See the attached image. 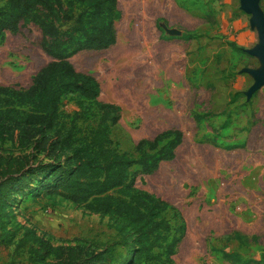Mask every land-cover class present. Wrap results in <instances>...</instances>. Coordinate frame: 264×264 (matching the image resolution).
Returning <instances> with one entry per match:
<instances>
[{
	"label": "rangeland",
	"instance_id": "rangeland-1",
	"mask_svg": "<svg viewBox=\"0 0 264 264\" xmlns=\"http://www.w3.org/2000/svg\"><path fill=\"white\" fill-rule=\"evenodd\" d=\"M256 1L264 15V0ZM117 8L116 43L69 60L99 83V101L121 108L111 131L120 150L138 157L134 148L140 139L170 129L183 133L174 159L134 178L136 187L174 205L184 220L172 258L177 264L258 261L264 254V85L251 91L254 78L248 71L264 64L242 50L259 44L250 15L240 0H117ZM238 35L245 38L241 53L228 45H237ZM41 39L32 23L4 34L0 85L31 84L51 61ZM62 109L71 113L75 105ZM197 115L205 117L196 122ZM26 153L7 143L0 158ZM14 190L0 220V264L58 263L26 240L27 230L53 246L74 243V238L106 242L114 236L108 215L91 214L59 198L34 201L18 186ZM163 216L173 229L169 242L179 236L174 228L180 223L170 211Z\"/></svg>",
	"mask_w": 264,
	"mask_h": 264
},
{
	"label": "trees",
	"instance_id": "trees-1",
	"mask_svg": "<svg viewBox=\"0 0 264 264\" xmlns=\"http://www.w3.org/2000/svg\"><path fill=\"white\" fill-rule=\"evenodd\" d=\"M0 1V42L6 32L16 33L21 24L32 23L51 58L27 88L0 85V149L9 143L27 151L18 159L0 158V220L18 186L25 198H59L113 220L115 233L106 242L74 238V243L53 246L27 230L26 240L57 264H177L172 257L185 231L184 220L174 205L136 187L134 178L174 159L183 133L170 129L140 139L134 148L138 157L120 150L111 131L121 108L99 101V83L76 71L69 60L81 51H100L116 43L115 22L121 15L117 0ZM228 45L242 52L234 42ZM66 103L75 105L71 113L62 109ZM134 166L138 172L132 171ZM23 185L32 187L23 191ZM167 211L180 223L174 228L179 236L169 242L173 229L163 216ZM243 264H264V254Z\"/></svg>",
	"mask_w": 264,
	"mask_h": 264
},
{
	"label": "water",
	"instance_id": "water-1",
	"mask_svg": "<svg viewBox=\"0 0 264 264\" xmlns=\"http://www.w3.org/2000/svg\"><path fill=\"white\" fill-rule=\"evenodd\" d=\"M242 9L250 15V24L255 27L259 44L250 51H247L250 55L256 56L259 61L264 64V15L260 11L258 6V1L256 0H240ZM170 34H180L179 31H169ZM254 78V85L252 90L257 89L264 85V65L259 70H249L248 71Z\"/></svg>",
	"mask_w": 264,
	"mask_h": 264
},
{
	"label": "crops",
	"instance_id": "crops-1",
	"mask_svg": "<svg viewBox=\"0 0 264 264\" xmlns=\"http://www.w3.org/2000/svg\"><path fill=\"white\" fill-rule=\"evenodd\" d=\"M256 31V30H255ZM242 35V34H241ZM248 38L249 39H251L252 38V36H248ZM234 39L237 41V46L239 47H241L242 45H244V42H245V38L242 36V38H241V36L240 35H238V36H236V37H234ZM235 43V42H234ZM253 47V46H252ZM252 47H250V48H244L243 47V51H250V50H253L254 48H252ZM254 58H256L257 60H259L256 56H254ZM260 62V61H259ZM259 69H261V68H258V69H252V70H259ZM249 73V72H248ZM249 75H251L250 73H249ZM252 76V75H251ZM253 77V76H252Z\"/></svg>",
	"mask_w": 264,
	"mask_h": 264
}]
</instances>
